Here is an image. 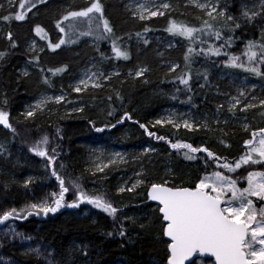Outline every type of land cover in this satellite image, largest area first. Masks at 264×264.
Returning a JSON list of instances; mask_svg holds the SVG:
<instances>
[{
	"label": "trees",
	"instance_id": "16d2710c",
	"mask_svg": "<svg viewBox=\"0 0 264 264\" xmlns=\"http://www.w3.org/2000/svg\"><path fill=\"white\" fill-rule=\"evenodd\" d=\"M100 2L113 29L112 35H108L104 41L93 38V44L89 37L83 38L70 46H61L56 50L48 48L39 55H28L25 50L27 36L39 38L35 27L41 26L53 42L54 35H62L56 27V22L61 20L58 17L63 13L62 10L66 7L67 12L77 10L87 4L77 0H46L45 3L32 0L19 11L0 10V24L3 25L0 31V52L6 53L0 59V105L12 113L9 123L15 129L13 132L10 128L0 126V144L3 145L0 148V214L10 208L20 210L38 202L50 189H54L58 196L61 189L59 181L52 175L55 168L64 179L65 187L69 188L64 194L65 206L47 216L35 213L27 216L24 212L19 219H9L15 222L18 232L50 245L54 249V264H167L169 242L163 235L165 225L159 207L149 201L148 189L153 183L165 179L167 171L175 184L193 187L204 175L213 173L218 168L216 160L202 151L194 154L196 159H187L184 153L188 150L172 148L169 140L172 143H189L193 147H207L222 158L219 161L221 164L225 161L233 162L244 155L247 148L245 141L252 138V132L258 133L260 128H264V106L242 112L239 109L233 112L221 107L223 101L233 95L227 88L224 75L234 72L258 80L264 85V63L260 62L259 48L260 44H264V16L246 21L242 13L247 5L254 2L224 0V17L217 22L208 21L215 31L221 33V39L217 40L207 29L200 35L196 34L194 42L183 37L185 46L174 56L180 63L179 67L171 71L170 66L161 64V58L155 49L156 41L153 39L155 35H175L168 32L167 28L170 21L178 23L179 18L166 16L145 23L137 22L129 16L121 1ZM20 3L21 0L17 3L18 8ZM32 4L36 6L33 8ZM26 7H30L31 11H26ZM21 12L25 14V19L15 20V15ZM3 16H10L12 19L5 21ZM227 16H232L241 26L235 28L232 21H227ZM196 20L195 24L190 21L184 24L203 28L205 20ZM146 28L149 31L145 32ZM8 32L12 33L11 41L7 38ZM137 33L141 35L137 36ZM229 38L231 42L226 43ZM113 40L118 47L129 52V59L115 57L112 51ZM134 40L139 41L140 51L133 45ZM250 40L257 45L253 49L257 52V57L251 63L246 55V45ZM13 42L16 47L11 46ZM124 43H127V47ZM189 47L195 48L196 52L185 61ZM209 47L219 48L220 55L207 54ZM201 49L205 51L201 53ZM232 56L239 57L238 63H243L245 67L260 69L262 75L229 66L227 61ZM36 57H39L38 61ZM92 58L100 60L106 66L114 62L125 73L128 69L122 65L126 64L133 70L144 66L148 71L132 78L115 76L101 89L80 93L66 90L67 79L85 60ZM20 60H24L29 68L27 76L16 71ZM65 66L63 72L53 74L55 69ZM50 69L53 71H49ZM189 73L191 79L186 87L179 77ZM45 89L66 90L68 98L57 104L51 114H37L31 119L14 116L26 100ZM75 102L84 105L83 111L77 115H66L64 109ZM170 107L208 114L212 124L220 116L217 128L224 129L216 130L212 126L213 129L201 127L190 130L167 123L153 125L152 119L160 111ZM126 112L131 115L130 120L124 117ZM224 116L234 120L245 119L248 127H241L237 122L223 125ZM118 120L122 122L117 123ZM141 124L147 125L148 131L156 135L148 136L140 127ZM98 128L104 130L96 131ZM105 134L115 136L125 145L148 142L155 148V152L142 162L144 181L139 189L119 191L121 174L126 173L129 168L121 167L117 171L98 176L91 175L87 170L86 148L102 143ZM45 136L48 137V155L54 157V164L49 163L47 157L30 150ZM255 170L264 171V162L252 164L238 173L247 175ZM29 180L31 182L26 184ZM74 184L79 185V189ZM79 190H83L88 196H101L111 202L118 209L116 217L113 218L86 201L79 202V207H68V204L78 202ZM121 224L125 236L119 235ZM14 257L22 264H37L36 260L18 253H14Z\"/></svg>",
	"mask_w": 264,
	"mask_h": 264
},
{
	"label": "snow or ice",
	"instance_id": "6c2138e0",
	"mask_svg": "<svg viewBox=\"0 0 264 264\" xmlns=\"http://www.w3.org/2000/svg\"><path fill=\"white\" fill-rule=\"evenodd\" d=\"M11 2V0H10ZM41 3H45L46 0H40ZM32 4L31 7H35ZM3 7V5H0ZM25 7L24 0H21L20 8ZM164 9H168L170 6L168 4H163ZM197 7L202 9H208V4H198ZM31 11V8L28 9ZM224 16V12L217 11V6L212 5L210 10L207 11V15L213 20L216 16ZM98 14V16L96 15ZM164 13L159 9L152 10L151 8L140 4L137 6L136 11L133 15H136L140 20L151 19L158 15H163ZM242 16L246 21H251L257 16H264V7H262L261 12L256 11H244ZM3 20L8 21L12 19L10 16H3ZM17 21H23L25 19V14L23 12L18 13L14 17ZM227 21H232L235 28H239L241 25L236 23L232 16L226 17ZM85 21L88 23L89 31L87 33H81V35H92L93 21H96L95 28L97 30L102 29L101 35H112L113 29L109 25V21L104 18V9L100 0H92L90 6L84 7L80 10H70L65 15H63L61 20L56 22V27L65 36L68 33L65 28L61 25L64 21H70L69 27L75 29L76 23L78 21ZM204 29H207L211 35H215L216 39H221V33L213 29V25L208 23V21H203V28L189 27L185 24H178L175 21H170L167 31L175 35H179L187 38L189 41H193L196 38V34L201 33ZM149 29H145V32ZM35 32L40 35L43 39H48L45 30L37 25L35 27ZM137 33V36H140ZM264 37V33H262ZM7 38L12 40V33H7ZM231 38L226 41L230 43ZM66 43H75L74 40L61 38L57 43H52L49 40L48 46L52 50L59 49L61 45ZM147 43V41H145ZM12 47H16L15 42L12 43ZM257 47L254 41H248L246 45V55L249 63H251L256 57L257 52L253 49ZM261 49L260 62L264 63V44H260ZM112 51L117 59L123 58L125 60L130 58V54L126 50H122L117 46L115 40L112 42ZM201 53L205 50L201 49ZM209 55H220V49L215 47H209L207 50ZM196 52L195 48L189 47L187 54L185 55V61L189 60V56ZM6 55L5 52H0V59H3ZM37 61L39 57L35 58ZM239 57L232 56L227 61V64L235 68H244L245 71L252 72L256 75H262L260 69L256 67H245L243 63H238ZM179 65L171 66L170 70L175 71V68ZM65 67L57 68L54 70L53 74L63 72ZM43 71V69H41ZM53 71V70H49ZM147 68H142L135 73L136 76H142ZM23 75L27 76L28 72L25 71ZM103 73H101V76ZM131 75V73H130ZM110 77H105L109 79ZM96 73H92L87 79H82L75 86L74 91L79 93L87 89L89 83L91 82L92 87H100L101 85L95 83L98 80ZM180 82L186 87L189 85V80L191 79V74H186L183 77H179ZM45 82L48 80L45 77ZM119 95V94H117ZM241 97L244 96V92L241 91L239 94ZM52 98H44L39 101L36 108H40L42 105H46ZM64 96L56 97L57 103L63 101ZM111 99V97H109ZM241 104L239 97H233L230 102L229 111H233ZM260 105L264 106V100L260 101ZM222 107V106H221ZM256 107L254 104H245L241 111H246L249 108ZM78 111H83V109H78ZM27 117H32L34 111L29 110L26 113ZM124 117L131 119L129 113H124ZM123 119V118H122ZM122 120H118L117 123H121ZM137 123H139L137 121ZM156 124L163 125L165 123L172 124L173 126L179 128L180 124H177L173 119L168 118L166 121L163 119L156 120ZM0 124L4 125L6 128H12L11 123H9V114L3 110H0ZM185 129L193 128V124L188 121H183L182 125ZM207 127V125H204ZM115 127V125H112ZM141 128L145 130L148 136H155L154 132L148 131V126L145 124L140 125ZM247 128V125H244ZM103 128H98L96 131H103ZM257 136L259 139L257 140ZM157 139L163 140L164 137H156ZM171 147L174 149H187L184 153L185 157L189 160L196 159L195 153L204 152L207 153L208 157H212L216 160L218 166L228 169L231 172H235L237 169L241 168L242 165L260 164L264 161V128H260L259 132H252V139L245 141L248 146V151L239 157L234 164L225 161L222 165L219 164L221 157L216 156L213 152L209 151L207 147H193L192 144L176 142L172 143L171 140L168 141ZM48 137L45 136L41 141L37 142L31 147V151L39 156L47 157L49 163L54 164L55 160L53 156L48 155L47 150ZM3 145L0 144V148ZM55 152V149H52ZM146 151H151L148 149ZM258 155V159H253V155ZM117 157L120 156L119 153L115 154ZM110 163H115V160L110 161ZM107 167V165H104ZM98 171H103V168L97 167ZM52 175L56 177L59 181L60 193L57 196L55 193L52 195L56 197L54 200L49 202V200H42L40 203H32L27 205L24 209L19 211L16 208L4 211L0 214V224L8 221L9 219L15 217L17 219L21 218V213L26 212L27 216L43 214L47 216L49 213H56L60 208L64 207V194L69 191L68 187H65V181L61 178L55 171L52 170ZM259 177V179H257ZM248 186L246 188L240 189L236 186V181L232 180L230 177L225 176L222 172L217 171L212 173L210 176H205L200 179L199 183L193 187H168L167 181L161 184L153 183L151 185L150 191L148 193V198L152 201L159 202V212L162 214V221L164 222L163 235L170 238V243L168 244V249L170 250V256L168 257L167 264H185L190 257L197 255L210 254L215 257L216 264H264V207H261L259 213L254 205L253 200L250 197H256L260 201H264V172H249L247 174ZM31 180L26 181L30 183ZM142 183V181H137L136 184L132 186V191L137 185ZM74 187L79 189V185L74 184ZM120 192H124L125 188L121 187ZM228 193L231 196L227 199L225 197ZM88 202L94 205L98 209H102L104 212L108 213L113 218L116 217L118 209L113 206V204L101 196H88L83 190L78 191V202L74 201L68 204V207H79V202ZM238 202V206L237 205ZM259 216V218H258ZM112 233H109L111 235ZM125 231L123 230V224L120 225V236H125ZM14 236H19L21 240H29L30 237L23 235L22 233H15ZM32 253L37 256L41 254L39 248H29L26 255ZM87 253H85L86 255ZM190 264H195V261H190Z\"/></svg>",
	"mask_w": 264,
	"mask_h": 264
},
{
	"label": "rangeland",
	"instance_id": "374dc122",
	"mask_svg": "<svg viewBox=\"0 0 264 264\" xmlns=\"http://www.w3.org/2000/svg\"><path fill=\"white\" fill-rule=\"evenodd\" d=\"M18 1L19 0H11L10 2V0H0V5H3V7H0V10L7 9V10L19 11L21 10V8L20 6L19 8L17 7ZM31 1L32 0H24V3L30 4ZM77 1L87 4L86 7L90 6V3L92 2V0H77ZM119 1H121V5L123 6V8L126 10V12L129 14V16L133 20H136L137 22H142V23L152 21L153 19H161L166 16H170V17L174 16V17L179 18L178 24H184L186 21H190L193 24H195L197 22L196 19H202L206 21L213 20L211 17L207 15V11L210 10L212 5L217 6V11H222L224 12V14L226 11L223 5L224 0H119ZM251 2H254V3L247 5L244 11H250V12L251 11L261 12L262 11V7H264V0H258V1L251 0ZM140 4H144L145 6L151 8L152 10L159 9L164 14L158 15L156 17H152L151 19L140 20L136 15H133V13L137 9V6ZM163 4H168L170 7L168 9H164L162 7ZM198 4H208L209 8L207 10L202 9L200 7H197ZM29 8L26 7V11ZM67 8L68 7L62 10L63 13L59 15L58 18L62 19L63 15L66 14L65 12H67L66 11ZM80 9H77V10H80ZM182 13L184 16L182 15ZM96 15L98 16V14ZM213 16H216V14L213 13ZM223 17L224 16H216V19L214 21L217 22ZM104 18H106L105 15H104ZM69 24H70V21H64V24H63V27L65 28V31L68 33V35L65 36L64 33H62V35L58 37L54 35L53 42H52L53 44L55 42L57 43L59 39L61 38H64L66 40L70 38L71 40H74L76 43L77 41H80L81 39L88 38V37L90 39V43L93 44L94 39L99 40V41H104L106 40L108 36L107 34L102 36L101 35L102 29L97 30L95 28V24H96L95 20L93 21V26H92L93 34L92 35H81V33H87L89 31L88 23L83 20L78 21L76 23L75 29L70 28ZM2 29H3V25L0 24V31H2ZM198 35H200V33ZM47 36H48V39H43L40 35H39V38L36 36H27L26 42H25V50L27 54L28 55H39V54H42L46 49L50 48L48 46L49 44L48 33H47ZM54 39L56 40L54 41ZM153 40L156 41L155 49H156L158 57L161 58L162 65L171 67V66L180 64L179 61H177V59L176 60L174 59V56L175 54H177L178 50L183 49V47L185 46V40L182 36H179V35L171 36L169 34H166V36L155 35ZM75 43H66L61 46H70ZM138 44H139V41L134 40L133 45L135 46L137 51H140L141 46H139ZM124 45L125 47H127V43H124ZM83 63L84 64L78 67L75 73H72V75L65 82L66 90L74 91V88L79 83V81L82 79H87L89 76L92 75V73H96L97 77H99L98 80H95V83H98L101 86L92 87V84L90 82L88 88L83 90L82 92H87L89 90L91 91L94 89H101L105 85L109 84V82H111V80L115 76L124 75V76H127L128 78L137 77L135 73L139 71L140 69L145 68L144 66H139L136 70H133V68H131L129 64L122 65L124 66L125 69H128V70H125L126 71L125 73L123 71V68H121L119 65H117L114 62L110 64V66H106L100 60L96 58H92L91 60L89 59L85 60V62ZM16 71L21 75H23L25 71H27L28 74L30 73L29 68L25 64L24 60H20V64L17 66ZM101 73H103L102 76H101ZM224 76L227 79L226 80L227 86H228L227 88L231 90L233 95L229 99L223 101L222 107H224L225 109L227 108L229 110L230 102L232 101L233 97H239L241 100V104L238 105L236 108V109H239V111H241V109L243 108L245 104H254L256 105V107L260 106V101L264 100V85L261 82H259L258 80L250 79L246 75H242V74H238L234 72H230ZM105 77H110V78L105 79ZM66 90L64 91L59 90V89L41 90L39 93H37L32 98L26 100V103L22 104L17 109L14 116H20L24 119H31L37 114L39 115L40 114L42 115L45 113L51 114L52 110L56 109L55 107L57 106V104H60L62 102L60 101L59 103H57L55 100L56 97L64 96L65 99L68 98V94ZM241 91L244 92V96L242 97L239 95ZM49 97L52 99L49 100V102L46 105H42L40 108H36V105L39 101H41L44 98H49ZM0 107H1L0 110H3L9 114V119H10V116H12V113L10 112V110L6 109L5 106L0 105ZM253 108H249V109H253ZM78 109H84V105H82L81 103L75 102V103H72L70 106L66 107V109H64V112L66 115H77L81 113V111H78ZM29 110L34 111V115L32 117H27L26 115L27 111ZM168 118H171L177 124H180L181 128H184L182 126L183 121H188L189 123L193 124V128H191L190 130L201 128V127H204L207 129H210V128L213 129L214 127L212 126H215L216 130L224 129L222 127L217 128L219 124L218 119L220 118V116H218V118L215 119L214 123L212 124L209 119L208 114H200L191 109H184V108H179V107H170V108L160 111L157 114V117L153 118L151 122L153 123V125H155L156 120L163 119L166 121ZM223 118H224L223 125L226 124L227 122L229 123L237 122L239 126L241 127H244V125L248 126V123L245 119L234 120L233 118H229L227 116H224ZM205 124L207 125V127L204 126ZM0 126L4 127V125L2 124H0ZM104 136L106 137L103 141H101L102 143L98 142L95 145L87 146L86 148L87 156H86V161H85L86 162L85 166L87 170L91 173V175L98 176L102 174L104 175L113 170L117 171L121 167L122 168L126 167L127 169L129 168V170L126 173L122 172L121 174L122 183L119 189L121 187L125 188V190L132 189V186L136 184L138 180L142 181V183L137 185V187H135L133 190H137L140 187H142L143 181H144L142 178L144 174V167H143L142 162L145 159L149 158L150 155H152L155 152V148L148 142H138L133 145H125L124 143L117 140L115 136H110L107 134H105ZM258 139H259V136H257V140ZM148 149H151V151H146ZM247 151H248V146L246 148V152ZM116 153H119L120 156L117 157L115 155ZM258 158H259L258 155L256 154L253 155V159H258ZM113 160H115V163H110V161H113ZM235 161L233 162L228 161V163L234 164ZM263 162L264 161H262L261 163ZM222 164L223 163H221L220 165ZM104 165H107V167H104ZM251 165L252 163H249L248 165H242L241 168L237 169L235 172H231L228 169H224L218 166V168L214 172H217V171L222 172L225 176H228L232 180H235L236 186L238 188L243 189L248 186V182L246 179L247 175L246 173L241 174L238 172L246 169L247 167H250ZM98 166L103 168V171H98L97 170ZM253 172H264V171L255 170ZM211 174L212 173L206 174L203 176V178L205 176H210ZM165 175H166L164 177L165 179L161 180V182L157 184H161L167 181V185L169 186L180 187L179 184H175L174 181L171 180L172 175L169 173V171H167ZM257 179H259V177H257ZM53 193H55L54 189H50L42 199H40L38 202H35V203H40L42 200H45V199L51 202L55 198L52 195ZM230 196H231V193H228L225 199L229 198ZM250 198L254 202V205L257 209V213H259L260 208L264 207V201H260L256 197H250ZM236 206H238V202ZM13 231L15 233H20L18 232L16 224L13 220L11 221L8 220L4 222L3 224H0V264H22L17 258L14 257V253H18L19 255H22L24 257H30L36 260L37 264H54V249L50 245H47L44 242L37 240L28 235H25V236L30 237L31 239L21 240L19 236L13 235ZM29 248H39L41 250V254L39 256L32 254V253H29L26 255L25 253L27 252ZM211 263L212 262L210 260H205V259L195 260V264H211Z\"/></svg>",
	"mask_w": 264,
	"mask_h": 264
},
{
	"label": "water",
	"instance_id": "95a60500",
	"mask_svg": "<svg viewBox=\"0 0 264 264\" xmlns=\"http://www.w3.org/2000/svg\"><path fill=\"white\" fill-rule=\"evenodd\" d=\"M166 186H168V187H172V186H169V185H166ZM150 188H151V186H150L149 189H148V193H149V191H150ZM149 201L152 202V203H154V204H156V205H159V202H157V201H152V200H150V199H149ZM160 215L162 216L161 213H160ZM164 237H165V239H166L167 241L171 242V241H170V238H168V237H166V236H164ZM169 256H170V250H169ZM198 258H202V259H211V260L213 261V263L216 264L215 257H214V256H211L210 254L197 255V256H194V257H190L188 261H185V264H190V261H193V260L195 261V260H197ZM167 262H168V260H167Z\"/></svg>",
	"mask_w": 264,
	"mask_h": 264
}]
</instances>
